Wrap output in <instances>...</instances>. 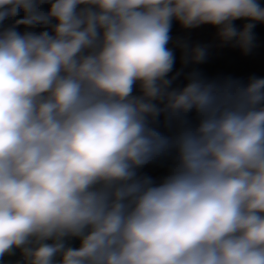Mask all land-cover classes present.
I'll list each match as a JSON object with an SVG mask.
<instances>
[{
  "label": "clouds",
  "instance_id": "clouds-1",
  "mask_svg": "<svg viewBox=\"0 0 264 264\" xmlns=\"http://www.w3.org/2000/svg\"><path fill=\"white\" fill-rule=\"evenodd\" d=\"M174 21L247 55L264 4L0 0V264H264V78Z\"/></svg>",
  "mask_w": 264,
  "mask_h": 264
},
{
  "label": "crops",
  "instance_id": "crops-1",
  "mask_svg": "<svg viewBox=\"0 0 264 264\" xmlns=\"http://www.w3.org/2000/svg\"><path fill=\"white\" fill-rule=\"evenodd\" d=\"M264 4V0H261ZM47 7V6H45ZM237 27L242 21L235 22ZM23 28H21V31ZM216 28L211 25H202L195 29H183L177 22H173L171 35L173 40L187 41L190 45H207L208 59L205 63L184 68V73L195 67L208 78L232 77L246 81L250 76L264 78V25H257L254 29L256 35V48L250 54H243L238 48L221 46L216 36ZM171 46V45H170ZM177 62L174 71L181 69L180 52L176 50ZM183 75L177 84L184 83ZM167 163L147 166L143 171L157 181L167 174ZM15 257L11 258L14 260Z\"/></svg>",
  "mask_w": 264,
  "mask_h": 264
},
{
  "label": "trees",
  "instance_id": "trees-1",
  "mask_svg": "<svg viewBox=\"0 0 264 264\" xmlns=\"http://www.w3.org/2000/svg\"><path fill=\"white\" fill-rule=\"evenodd\" d=\"M14 259H16V258H14Z\"/></svg>",
  "mask_w": 264,
  "mask_h": 264
}]
</instances>
